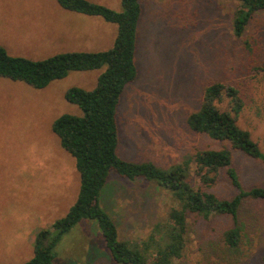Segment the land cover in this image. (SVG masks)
<instances>
[{
	"label": "rangeland",
	"instance_id": "rangeland-1",
	"mask_svg": "<svg viewBox=\"0 0 264 264\" xmlns=\"http://www.w3.org/2000/svg\"><path fill=\"white\" fill-rule=\"evenodd\" d=\"M88 1L121 11L119 0ZM139 1L138 73L117 109L119 158L162 170L183 162L187 182L196 186L189 159L196 151L224 146L193 132L187 122L213 82L239 90L244 109L237 124L264 154V13L255 14L237 38L232 19L238 4L231 0ZM66 15L56 0H0V46L30 60L112 47L116 25L99 17L72 22ZM71 29L80 31V38H68ZM87 30L91 34L83 39ZM102 71L71 72L42 89L0 77V264L29 261L36 233L49 229L75 203L80 185L75 160L61 148L51 125L63 114L82 115L64 93L72 87L92 90ZM232 165L244 190L264 188L263 163L233 151ZM209 192L225 200L236 193L224 171ZM101 196L119 239L140 247L171 208H180L155 183L114 172ZM238 221L241 241L230 249L222 239L232 226L228 216L188 214L182 256L171 264H264V199H243ZM54 252V264H116L91 220L64 234Z\"/></svg>",
	"mask_w": 264,
	"mask_h": 264
},
{
	"label": "trees",
	"instance_id": "trees-1",
	"mask_svg": "<svg viewBox=\"0 0 264 264\" xmlns=\"http://www.w3.org/2000/svg\"><path fill=\"white\" fill-rule=\"evenodd\" d=\"M119 1L121 11L117 12L88 0H56L65 11L99 17L116 25L117 34L108 50L65 52L43 60H30L13 57L0 46V77L23 82L34 89L62 80L71 72L103 68L92 90L72 87L64 93V99L76 105L82 115L63 114L51 125L61 148L75 160L79 192L64 217L54 221L49 229L36 233L33 257L24 264H54V249L61 237L83 220L96 223L116 264H171L179 259L185 247L188 214L204 219L228 216L232 226L223 232L222 239L225 246L236 249L242 234L238 213L243 199H264V188L244 190L241 187L238 172L232 165L233 151L263 164L264 154L250 133L237 124L244 109L239 90L222 82L205 87L200 107L187 119L193 132L224 145L219 149L196 151L189 159L194 164L196 186L187 182L183 162L162 170L149 162L135 163L119 158L117 109L125 87L137 77V27L142 14L139 0ZM231 1L238 4L232 19V32L240 38L253 16L264 13V0ZM221 171L236 191L229 200L219 199L209 192ZM111 172L122 179L153 182L179 202L180 208L170 209L166 221L154 226L148 241L142 243L143 247L121 241L112 217L100 205L101 191Z\"/></svg>",
	"mask_w": 264,
	"mask_h": 264
},
{
	"label": "crops",
	"instance_id": "crops-1",
	"mask_svg": "<svg viewBox=\"0 0 264 264\" xmlns=\"http://www.w3.org/2000/svg\"><path fill=\"white\" fill-rule=\"evenodd\" d=\"M62 9V8H61ZM68 12V11H67ZM69 13V15H66V18H68V19H70V20H72V22L73 21H76V20H95V19H93V17H88V16H82V15H79V14H76V13H72V12H68ZM69 16H71V17H69ZM69 31H73V32H71V33H69V34H67L66 36L68 37V38H74V36H76L77 38H80V31H74V30H69ZM86 31V30H85ZM85 34L86 35H82V36H88V35H90L91 33H88V30H87V32H85ZM91 36H93V37H96V35L93 33ZM87 37H85V38H83V39H86ZM75 39V38H74ZM74 39H71V40H74ZM62 41V40H61ZM107 50V49H106ZM104 51V50H103Z\"/></svg>",
	"mask_w": 264,
	"mask_h": 264
}]
</instances>
